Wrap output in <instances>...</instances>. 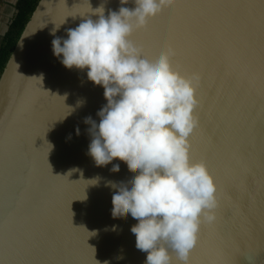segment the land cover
Masks as SVG:
<instances>
[{
	"label": "water",
	"instance_id": "95a60500",
	"mask_svg": "<svg viewBox=\"0 0 264 264\" xmlns=\"http://www.w3.org/2000/svg\"><path fill=\"white\" fill-rule=\"evenodd\" d=\"M101 5L106 15L121 6L39 0L0 77V264H145L138 221L112 216L111 183L136 173L88 154L84 121L99 123L104 88L53 52ZM130 39L149 60L171 48L172 67L199 76L190 158L214 177L218 207L189 264H264V0H175Z\"/></svg>",
	"mask_w": 264,
	"mask_h": 264
},
{
	"label": "clouds",
	"instance_id": "9594fccd",
	"mask_svg": "<svg viewBox=\"0 0 264 264\" xmlns=\"http://www.w3.org/2000/svg\"><path fill=\"white\" fill-rule=\"evenodd\" d=\"M129 2L120 0L119 10L107 15L101 5L93 13L97 19H82L66 30L67 38L56 36L53 52L65 67L86 69L88 80L104 88L99 123L91 116L84 121L91 125L88 154L96 166L119 159L136 173L127 184L110 182L118 189L113 218L138 221L131 232L136 248L147 253L145 264H171L170 250L189 264L202 222H214L218 207L214 177L203 161L190 158L199 76L175 70L171 48L149 60L130 39L175 0H132L135 7H125Z\"/></svg>",
	"mask_w": 264,
	"mask_h": 264
},
{
	"label": "trees",
	"instance_id": "16d2710c",
	"mask_svg": "<svg viewBox=\"0 0 264 264\" xmlns=\"http://www.w3.org/2000/svg\"><path fill=\"white\" fill-rule=\"evenodd\" d=\"M39 0H17L16 13L0 43V77L4 67Z\"/></svg>",
	"mask_w": 264,
	"mask_h": 264
},
{
	"label": "crops",
	"instance_id": "0c3cea01",
	"mask_svg": "<svg viewBox=\"0 0 264 264\" xmlns=\"http://www.w3.org/2000/svg\"><path fill=\"white\" fill-rule=\"evenodd\" d=\"M17 0H0V43L16 13Z\"/></svg>",
	"mask_w": 264,
	"mask_h": 264
},
{
	"label": "snow or ice",
	"instance_id": "6c2138e0",
	"mask_svg": "<svg viewBox=\"0 0 264 264\" xmlns=\"http://www.w3.org/2000/svg\"><path fill=\"white\" fill-rule=\"evenodd\" d=\"M198 239H199V238H198ZM197 243H198V240H197ZM197 243H196V245H197ZM196 245L193 247V249H192L193 251L195 250Z\"/></svg>",
	"mask_w": 264,
	"mask_h": 264
}]
</instances>
